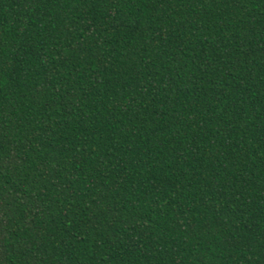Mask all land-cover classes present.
Listing matches in <instances>:
<instances>
[{
    "label": "trees",
    "instance_id": "trees-1",
    "mask_svg": "<svg viewBox=\"0 0 264 264\" xmlns=\"http://www.w3.org/2000/svg\"><path fill=\"white\" fill-rule=\"evenodd\" d=\"M0 264H264V0H0Z\"/></svg>",
    "mask_w": 264,
    "mask_h": 264
}]
</instances>
